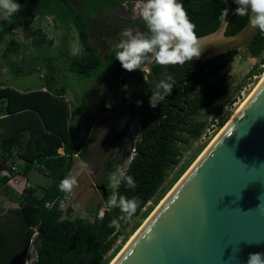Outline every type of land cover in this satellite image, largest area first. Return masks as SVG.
I'll return each mask as SVG.
<instances>
[{"label": "trees", "instance_id": "16d2710c", "mask_svg": "<svg viewBox=\"0 0 264 264\" xmlns=\"http://www.w3.org/2000/svg\"><path fill=\"white\" fill-rule=\"evenodd\" d=\"M53 1L70 17L82 48L79 57L69 58L70 71L83 78L95 77L102 66V58L98 55L97 48L88 40V24L72 5L75 0H20L21 3L31 4L40 12H44ZM183 6L196 25L198 37L209 34L218 27L225 9V3L221 0H183ZM246 21L247 16L233 14L225 34L238 32ZM119 23L147 35L141 18L120 19L114 16L112 24L115 26ZM114 36L116 39L120 38L119 34ZM31 43L34 46L52 45V41L40 28L33 30ZM18 48L17 41L9 40L3 51L8 63L13 64L12 54ZM245 50L250 57L258 58V63L245 78L260 75L264 57V33L258 30ZM236 53L237 51H228L208 59V73L204 75H195L205 70L200 60H192L184 65H160L151 60V70L147 72L144 81L143 73L135 71L138 81L143 85L130 103L131 109L139 117V139L124 173L134 177L137 186L131 189L121 182L114 192L129 199L136 197L139 207L131 219L120 220L119 230L109 227L112 219L123 215L118 208L108 206L101 216L98 217L95 213L92 219L72 218V204L64 214L45 208V203L59 194L57 186L71 169L73 158L78 154L81 144L80 124L83 115L78 109L70 108L65 101L63 96L66 88L53 89L54 81L50 84L47 76L45 84L36 90L21 92L0 84V188H6L9 179L2 175V171L10 170L7 163L14 157V151L18 159L23 161V165L18 166L23 176L26 177L37 164L42 166L38 171H46L51 180L45 189L34 185V188L21 190V195L18 196L19 206L7 209L4 220L0 223V258L6 257L9 263L1 261L0 264H24L32 227H37L40 233L35 245L37 258L34 264H109L121 248L116 242L125 230L131 226L135 231L157 205L158 199L153 201V198L181 157L178 145L187 144L204 134L205 124L195 121L194 117L203 108L221 100L227 92L225 84H210L208 80L224 70ZM51 71H54L52 67ZM165 71L174 76L175 85L171 94L152 109L148 106V99ZM124 72L114 57V84ZM191 77L193 78L190 80ZM50 79L53 80L52 76ZM219 113L220 110L215 116ZM60 149L62 154L58 152ZM186 165L176 177L185 172ZM173 181L168 188L172 187ZM149 202H153V206L143 213ZM12 225L16 227L9 229ZM127 238L128 233L122 241L126 242Z\"/></svg>", "mask_w": 264, "mask_h": 264}, {"label": "rangeland", "instance_id": "374dc122", "mask_svg": "<svg viewBox=\"0 0 264 264\" xmlns=\"http://www.w3.org/2000/svg\"><path fill=\"white\" fill-rule=\"evenodd\" d=\"M18 2L23 5L20 12L8 19L0 16V84L21 92L36 90L45 84L47 76L50 84L54 81L53 89L67 87L70 91L69 93L72 94L70 99L75 98V107L83 115L80 125L82 144L78 154L73 158L71 167L78 180L74 191L72 202L74 210L71 217L92 219L95 213L99 217L109 206L108 200L116 188L111 183V177L124 173L133 156L135 143L139 139V117L131 109L130 103L132 97L143 85L135 75L136 70L125 71L119 75L117 83L114 84L112 73L115 47L112 57L107 58L114 35L120 34L128 28L123 27L120 23L114 26L112 24L114 16L120 19L138 18V0H75L72 2V5L87 22L91 36L90 42L93 41L95 46H98V53L102 58L100 70L95 77L90 79L70 71L69 62L67 64L65 60L66 56L79 57L81 46L77 42V32L70 17L58 3L53 1L44 12H40L31 4L21 3L20 0ZM56 23L59 25L58 28L53 27ZM110 24H112V28H110ZM36 28L42 29L48 39H53L52 46L32 45L33 30ZM47 28L54 31L49 32ZM60 33H65L67 39L74 40L73 51L69 45H64L65 42L58 41ZM101 37H104V43L100 42ZM12 39L17 41L19 48L13 52V64H10L5 60L3 51L9 40ZM114 40L119 39L114 38ZM150 62L151 59L146 61V66L139 70L143 73V81ZM256 63H258V58L250 57L245 49L239 50L224 70L209 78L208 83L210 84H225L227 92L221 100L210 107L203 108L194 117L195 121L205 124V132L198 139L178 145L181 151L179 162L170 170L165 183L156 193L153 201L158 199V203L160 202L212 143L222 127L230 121L235 115L234 113L246 101L245 99H248L257 88L256 86L264 73V57L260 66L262 73L245 78ZM51 67L54 71H51ZM50 76L53 80L50 79ZM240 84L242 86L238 88ZM123 85H128V88L123 89ZM106 105L109 106L106 107ZM219 110V115L215 116ZM58 151L61 153L60 150ZM81 160L87 162L88 169H80L79 162ZM185 164H187L185 172L176 177ZM171 181H173V185L169 189ZM20 185H16V187L20 188ZM2 204L5 205V208L10 207L11 200L0 196V207ZM151 206H153V202H149L142 212L144 213ZM9 227L11 229L14 225ZM132 229L130 226L125 230L117 240V246L122 248L125 244L122 241L124 235L128 233L129 238L135 232ZM8 235L10 237L9 233ZM5 263H9V260L7 259Z\"/></svg>", "mask_w": 264, "mask_h": 264}, {"label": "water", "instance_id": "95a60500", "mask_svg": "<svg viewBox=\"0 0 264 264\" xmlns=\"http://www.w3.org/2000/svg\"><path fill=\"white\" fill-rule=\"evenodd\" d=\"M221 1L228 14L200 37L193 60L205 70L195 75L208 73V59L245 49L258 32L247 16L226 35L237 5ZM171 190L114 264H246L250 253H264V81Z\"/></svg>", "mask_w": 264, "mask_h": 264}, {"label": "clouds", "instance_id": "9594fccd", "mask_svg": "<svg viewBox=\"0 0 264 264\" xmlns=\"http://www.w3.org/2000/svg\"><path fill=\"white\" fill-rule=\"evenodd\" d=\"M233 3L237 5L234 14L248 16L250 26L264 33V0H233ZM22 7L18 0H0V16L8 19L20 12ZM138 8L147 35L136 33L132 28H126L119 34L120 38L114 45L115 60L123 70H140L146 66L149 59L160 65H184L193 58L200 57L203 45L199 42L200 37L195 32L196 25L190 20L183 0H138ZM224 11L227 15L228 10ZM174 85V76L165 71L148 99V106L156 108L171 94ZM122 87L127 89L128 85ZM79 166L82 170L88 169L84 160L79 162ZM121 182L127 188L135 189L137 186L131 175L121 173L111 177L114 187L118 188ZM77 185V175L69 174L60 180L57 187L61 192L70 193ZM108 205L110 208H118L123 214L109 222V227L119 230L120 220L131 219L139 207V201L136 197L129 199L114 192L108 200ZM144 239L150 241L152 236L145 233ZM246 264H264V253H250Z\"/></svg>", "mask_w": 264, "mask_h": 264}, {"label": "crops", "instance_id": "0c3cea01", "mask_svg": "<svg viewBox=\"0 0 264 264\" xmlns=\"http://www.w3.org/2000/svg\"><path fill=\"white\" fill-rule=\"evenodd\" d=\"M59 24V23H58ZM53 27L55 28H58L59 27V25H57V23H56V25L54 24L53 25ZM47 30L49 31V32H51V31H54V30H50V28H47ZM58 31H61V30H58ZM44 32V31H43ZM62 32V31H61ZM45 33V32H44ZM63 33V32H62ZM62 33H60L61 35L59 36V38H58V41L59 42H65V44L64 45H66V46H68L69 45V47H70V49H71V51H73V47H72V45L73 44H75V42H73L74 40L73 39H70V38H68L67 39V37H66V35H65V33L64 34H62ZM50 39V38H49ZM91 39V36L89 35V38H88V40H89V42L91 41L90 40ZM51 41H52V45H53V39H50ZM113 41H112V43H111V45H112V47H111V50H110V52H109V54L107 55V58H111L112 57V55H113V51H114V44H116L117 42H118V40H114V38L112 39ZM54 41H56V40H54ZM73 42V43H72ZM77 42H78V44L80 45V43H79V41L77 40ZM100 42L101 43H104V37H101L100 38ZM91 44H93L94 46H95V43L92 41V42H90ZM51 45V46H52ZM62 45V44H61ZM106 45V44H105ZM81 46V45H80ZM96 47V46H95ZM98 47V46H97ZM96 47V48H97ZM75 50V49H74ZM81 50H82V48L80 49V54H81ZM98 51H99V49H97ZM72 55V54H71ZM98 55L99 56H101L100 55V53H98ZM80 56V55H79ZM71 57H73V56H66V58H65V60H66V62H67V64H68V60H69V58H71ZM44 85V84H43ZM43 85H41L40 87H38L37 89H39V88H41ZM66 88V90H65V93H64V99H65V101L69 104V107L70 108H73V109H75L76 107H75V98H72V99H70V95H72L71 93H69L70 91L67 89V87H65ZM44 90V89H43ZM24 91H26V90H24ZM74 97V96H73ZM1 116V115H0ZM83 118H81V120H82ZM0 124H2V123H0ZM81 125V124H80ZM80 137H81V133H80ZM81 144H82V141H81ZM81 144H80V146H81ZM60 151H61V153L60 154H62L63 152H62V149H60ZM59 152V151H58ZM23 165V161L21 160V159H19L18 160V166L20 167V166H22ZM20 169V168H19ZM3 171H5V170H3ZM2 171V172H3ZM35 173V175H33ZM33 175V176H32ZM26 179H27V181L28 182H30V183H32L33 185H35V186H38V187H40L41 189H45V188H47L48 187V185L50 184V177L48 176V174H47V172L46 171H38V170H36V169H32L28 174H27V176H26ZM19 195H21V189L20 188H17V187H14V186H12L9 182H7V184H6V188H0V196H3L6 200L7 199H10L11 200V206L10 207H7V208H5V205H3L2 204V206L0 207V223L4 220V216H5V214H6V212H7V209L8 208H17L18 206H19ZM2 208V209H1ZM3 256H5V255H3ZM1 260H0V262L2 261V262H6L7 261V259H6V257L5 258H0Z\"/></svg>", "mask_w": 264, "mask_h": 264}, {"label": "built area", "instance_id": "2783aa9c", "mask_svg": "<svg viewBox=\"0 0 264 264\" xmlns=\"http://www.w3.org/2000/svg\"><path fill=\"white\" fill-rule=\"evenodd\" d=\"M13 155L14 157L7 163L10 170L3 171L2 175L7 176L9 179L8 182L14 187H16V185H20L21 183L20 185L21 190L25 188H29V187L34 188V185L28 182L26 177L23 176L22 173L20 172L18 168L19 159L15 151ZM34 168L37 170H41L42 166H38L37 164H35ZM69 174L75 175L72 169H70L66 175H69ZM74 191H75V188H73V190L70 193H64V192L59 191V194L56 196V198L45 203V208L50 209V210L54 209L64 214L73 202ZM39 236H40V233L37 227H32V234L28 242V249H27V252L24 258V264H34V262L36 261L37 254L35 250V245L38 241Z\"/></svg>", "mask_w": 264, "mask_h": 264}, {"label": "bare ground", "instance_id": "6f19581e", "mask_svg": "<svg viewBox=\"0 0 264 264\" xmlns=\"http://www.w3.org/2000/svg\"><path fill=\"white\" fill-rule=\"evenodd\" d=\"M263 81H264V73H263V75H262V78H261V81L259 82V84H258V86H256L257 88L259 87V85L261 84V83H263ZM257 88H255V90L257 89ZM254 90V91H255ZM254 93V92H253ZM252 93V94H253ZM251 94V95H252ZM251 95H250V97H251ZM249 97V98H250ZM248 98V99H249ZM248 99H245L246 101H248ZM246 101H244V103L241 105V107L239 108V110L236 112V113H234L235 115L240 111V109L243 107V105L246 103ZM235 115L230 119V121L224 126V127H222V129L220 130V132L218 133V135L214 138V140H212V143L217 139V137H219V135L224 131V129H226V127L229 125V123L232 121V119L235 117ZM211 143V142H210ZM211 143V144H212ZM210 144V145H211ZM210 145L208 146V147H210ZM208 147L206 148V150L208 149ZM206 150H204V152L206 151ZM203 152V153H204ZM202 153V154H203ZM201 154V155H202ZM200 155V156H201ZM199 156V157H200ZM199 157H198V159H199ZM198 159H196V161L198 160ZM195 161V162H196ZM195 162L191 165V167L195 164ZM190 167V168H191ZM189 168V169H190ZM183 177V176H182ZM181 177V178H182ZM180 178V179H181ZM179 179V180H180ZM178 180V181H179ZM178 181L175 183V185H177V183H178ZM175 185L173 186V187H175ZM171 190V189H170ZM168 191V193L160 200V202L155 206V208L152 210V212L148 215V217L143 221V223L135 230V232L128 238V240L125 242V244L122 246V248L118 251V253L115 255V257L109 262V264H114V262L116 261V259L120 256V254L123 252V250L127 247V245L132 241V239L137 235V233L141 230V228L145 225V223L149 220V218L153 215V213L158 209V207L163 203V201L168 197V195L170 194V192L172 191Z\"/></svg>", "mask_w": 264, "mask_h": 264}, {"label": "flooded vegetation", "instance_id": "af4514ba", "mask_svg": "<svg viewBox=\"0 0 264 264\" xmlns=\"http://www.w3.org/2000/svg\"><path fill=\"white\" fill-rule=\"evenodd\" d=\"M138 18H140V16Z\"/></svg>", "mask_w": 264, "mask_h": 264}]
</instances>
